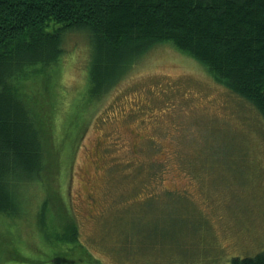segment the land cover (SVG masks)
Returning a JSON list of instances; mask_svg holds the SVG:
<instances>
[{
	"label": "rangeland",
	"instance_id": "1",
	"mask_svg": "<svg viewBox=\"0 0 264 264\" xmlns=\"http://www.w3.org/2000/svg\"><path fill=\"white\" fill-rule=\"evenodd\" d=\"M65 45L36 106L47 116L50 89L59 149L45 187L29 186L24 209L0 214V264H231L263 252L257 111L165 44L90 97L88 38Z\"/></svg>",
	"mask_w": 264,
	"mask_h": 264
},
{
	"label": "trees",
	"instance_id": "2",
	"mask_svg": "<svg viewBox=\"0 0 264 264\" xmlns=\"http://www.w3.org/2000/svg\"><path fill=\"white\" fill-rule=\"evenodd\" d=\"M70 34L89 41L90 97L111 90L138 59L165 44L197 60L264 121V0H0L2 215L24 209L27 188H44L50 178L48 162L59 149L52 93L44 116L36 110L44 96L38 89L47 68L67 56ZM33 71L39 82L29 84ZM77 228L62 248L75 247ZM231 264H264V251Z\"/></svg>",
	"mask_w": 264,
	"mask_h": 264
},
{
	"label": "flooded vegetation",
	"instance_id": "3",
	"mask_svg": "<svg viewBox=\"0 0 264 264\" xmlns=\"http://www.w3.org/2000/svg\"><path fill=\"white\" fill-rule=\"evenodd\" d=\"M89 199H90V201H91V206H93L94 205V203H96V201H95V199L93 198V197H91V196H89ZM95 207V206H94Z\"/></svg>",
	"mask_w": 264,
	"mask_h": 264
}]
</instances>
